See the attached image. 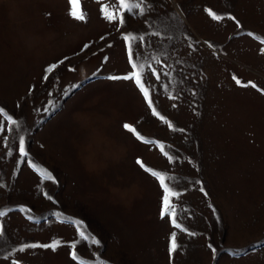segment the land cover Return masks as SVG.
I'll return each mask as SVG.
<instances>
[{"label": "rangeland", "instance_id": "obj_1", "mask_svg": "<svg viewBox=\"0 0 264 264\" xmlns=\"http://www.w3.org/2000/svg\"><path fill=\"white\" fill-rule=\"evenodd\" d=\"M110 2L80 0V21L67 0H0V109L20 122L0 113V264H77V229L99 241L77 243L86 264H264V0H147L123 26ZM127 33L144 37L133 52L158 116L134 80L107 79L132 71ZM137 159L178 178L186 232Z\"/></svg>", "mask_w": 264, "mask_h": 264}, {"label": "snow or ice", "instance_id": "obj_2", "mask_svg": "<svg viewBox=\"0 0 264 264\" xmlns=\"http://www.w3.org/2000/svg\"><path fill=\"white\" fill-rule=\"evenodd\" d=\"M67 3L69 5L68 15L70 17H72L76 20H80V21L85 20L86 15L80 9V0H67ZM146 3H147V0H111L110 4H104L101 6V12H102L104 18L106 20H108L110 23L119 19L120 26H123V24H124L123 13L126 12V13L133 14V15H136V14L143 15L146 11V8L144 6ZM149 7H151V5H149ZM213 18L217 21H220L223 19V17H221L219 15H214ZM228 19L234 20L235 18L229 16ZM237 27H240L239 22H237ZM248 35L251 36L253 34L248 33ZM102 39H103V37H102ZM122 39L125 41L127 49H128V62L131 65L132 71L129 74H126L122 77H120V76H109V77H107V79H110V80H117V79L134 80L136 86L139 88L140 92L143 94L146 102L148 103L149 107L151 108L152 114L154 116H158L159 114L157 113L155 107H153V103H152V100L149 96V92L143 83V78H144L146 66L143 63H136L135 62V60H139L140 57H139V55H136L134 57V52H133V45L137 41L142 42L144 40V37L143 36H136L133 33H127V34L122 35ZM257 39H260V42L264 43V39H261L259 37H257ZM85 47H88V46L85 45ZM109 47H111V45H109ZM105 59H107V57H105ZM156 62L159 63V61H156ZM59 63L62 64L63 61H60ZM57 67H58L57 64H52L48 68H46L45 69L46 75H45L44 79L47 80L48 79L47 74L52 73ZM70 70H72V69H70ZM151 71H152V75H155L157 77V79H159V76L157 75L156 70L152 69ZM233 79L235 80L237 85H241V81L239 79H237L236 77H233ZM249 84L251 85V87L257 88V85L252 84L251 82H249ZM242 86L247 87L248 85H242ZM169 98L175 99L176 97L170 95ZM173 107H175V105H173ZM45 110H47V109H45ZM0 113H4V110L0 109ZM4 115L7 116L6 113H4ZM160 118L164 119L163 117H160ZM7 120L11 125L17 126V127L19 126L20 122L16 121L11 116H7ZM165 122L167 123V121H165ZM123 127L126 130L135 131L127 123H125L123 125ZM168 127L170 129L174 128V126L171 123H168ZM181 131H183V130H181ZM137 138L142 140V142H144V143H152V144L158 143L156 141L145 140L143 137L139 136V134H137ZM160 147H161V151L167 157L169 163H173L174 157L172 155H170L168 152L164 151L163 145H160ZM19 151H20L21 155L27 156V153L25 152V138L23 135L19 136ZM137 164H139L146 172H149L155 179H157L161 189L163 190V196L161 199V207H160L161 218H164L165 216H167L170 219L173 227L180 229L181 231L186 232L187 230L184 229L181 226V224L178 222V208H177V205L173 202L174 199H179V197L182 195V193H180L175 188L170 186L171 182H174V181L178 182V178L174 177V176H168L165 173H161V172H158V171L153 170L151 168H148L139 159H137ZM46 175H47V179L54 180V177H52L51 173H47ZM166 181H168V182H166ZM196 183L199 184L200 181H196ZM200 191L204 192V188L201 187ZM205 195H207V193H205ZM209 207H211V205H209ZM2 215H4V212L0 211V216H2ZM69 223L79 225L82 222L69 220ZM77 234H78L80 240L74 241L69 245L73 249L71 255H72L73 260L77 261V264H86V262L81 260L77 256V253L75 252V248H76L77 243L84 242V241H91L92 244H99V241L96 240L95 237H93V236H91V235L87 234L86 232L81 231L79 229H77ZM176 235H177L176 232H172L170 235V238H169L168 253H169L170 257L172 256L173 253L177 252L178 249L181 247L176 240ZM188 235H195V234L188 232ZM60 244H61L60 241H53L51 244L25 245V248L46 247V248H52L53 250H55L58 246H60ZM208 247L212 248V245L209 244ZM21 251H23V249H21ZM215 252H216V249H213L214 254H215ZM97 264H107V262L101 260V261H97Z\"/></svg>", "mask_w": 264, "mask_h": 264}]
</instances>
